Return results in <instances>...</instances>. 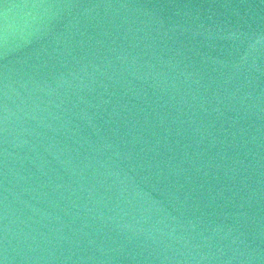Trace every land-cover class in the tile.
Segmentation results:
<instances>
[{
	"label": "water",
	"instance_id": "95a60500",
	"mask_svg": "<svg viewBox=\"0 0 264 264\" xmlns=\"http://www.w3.org/2000/svg\"><path fill=\"white\" fill-rule=\"evenodd\" d=\"M0 264H264V0H0Z\"/></svg>",
	"mask_w": 264,
	"mask_h": 264
}]
</instances>
